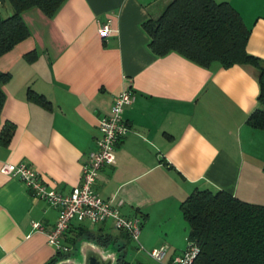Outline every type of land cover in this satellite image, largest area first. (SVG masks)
Here are the masks:
<instances>
[{
	"label": "crops",
	"instance_id": "crops-1",
	"mask_svg": "<svg viewBox=\"0 0 264 264\" xmlns=\"http://www.w3.org/2000/svg\"><path fill=\"white\" fill-rule=\"evenodd\" d=\"M170 1L66 0L51 18L33 8L22 15L29 38L0 57V73L10 74L1 87L0 133L5 124L14 128L9 143L0 144V168L26 164L62 195L81 184V169L98 149L99 120L117 95L133 93L123 110L129 131L93 190L122 216L141 219L145 253L188 244L180 204L195 190L264 206V133L246 124L257 108V72L153 55L142 24ZM214 1L239 13L250 30L247 53L264 64V0ZM100 25L110 28L106 38ZM30 52L31 63L23 58ZM28 91L47 105L29 101ZM57 217L58 209L33 198L21 180L0 173V264H50L56 253L32 223L48 232ZM64 240L72 247L65 259L77 264L90 251L113 247L125 255L127 248L111 221H73Z\"/></svg>",
	"mask_w": 264,
	"mask_h": 264
},
{
	"label": "trees",
	"instance_id": "trees-1",
	"mask_svg": "<svg viewBox=\"0 0 264 264\" xmlns=\"http://www.w3.org/2000/svg\"><path fill=\"white\" fill-rule=\"evenodd\" d=\"M7 1L12 14L3 17L0 12V57L29 38L24 12L37 8L51 18L66 0ZM142 29L156 57L176 53L204 68L212 64L222 68L253 67L259 93L257 108L246 124L264 131V64L247 53L250 30L231 5L214 0H171L159 16L145 21ZM23 58L31 63L36 53H27ZM9 79V73H0V111L4 102L1 87ZM27 99L47 105L32 91L27 92ZM13 130L12 125L5 124L0 133L1 145L9 143ZM180 212L188 227V247L197 250L191 264H264V206L243 202L221 190H195L180 204ZM124 237L130 241L127 234ZM66 256L56 254L50 264ZM125 258L121 252L116 264H130Z\"/></svg>",
	"mask_w": 264,
	"mask_h": 264
},
{
	"label": "built area",
	"instance_id": "built-area-1",
	"mask_svg": "<svg viewBox=\"0 0 264 264\" xmlns=\"http://www.w3.org/2000/svg\"><path fill=\"white\" fill-rule=\"evenodd\" d=\"M108 25L98 26V33L102 38L110 34ZM135 97L129 90L123 91L115 98L107 115L98 122L100 138L97 140V151L90 153L87 162L81 169V184L69 195H62L42 183L39 173L30 166L3 163L0 173L11 178H18L29 189L33 198L44 201L58 209V217L54 227L45 232L39 223H32V230L44 233L47 245L56 254L68 255L72 247L64 238L73 221H89L93 224H102L111 221L113 228L128 235L139 250V235L141 219L127 218L120 211L102 200L93 190V185L101 169L115 163L116 144L128 133L129 128L123 120V110L134 103ZM196 248L189 246L183 257H176L165 263L166 248L160 247L147 253V256L158 264H191Z\"/></svg>",
	"mask_w": 264,
	"mask_h": 264
},
{
	"label": "rangeland",
	"instance_id": "rangeland-1",
	"mask_svg": "<svg viewBox=\"0 0 264 264\" xmlns=\"http://www.w3.org/2000/svg\"><path fill=\"white\" fill-rule=\"evenodd\" d=\"M0 12L2 14L3 17H7L10 16L12 14V7L9 4V2L7 0L0 2ZM264 133V131L262 132ZM87 226H90L88 223H86ZM107 232H109L112 235H117L118 232L112 230L111 228L107 229ZM176 241H179V237H174ZM180 248L178 247V249H170V247L165 243V245H163L162 247L166 248V254H165V263L167 262L169 255H174L173 258L176 257H183L187 248H188V244L186 242V239L183 243H180ZM160 248V247H159ZM111 250H109L108 252H106V255L109 258V254L112 256L113 259V264H115V250L112 248H110ZM176 250V252L174 251ZM115 256V257H114ZM125 259L130 263V264H158L156 262H152L153 260L149 259L147 256V253L143 252L142 250H137V246L135 243H133L132 241H128L127 242V248H126V252H125Z\"/></svg>",
	"mask_w": 264,
	"mask_h": 264
},
{
	"label": "water",
	"instance_id": "water-1",
	"mask_svg": "<svg viewBox=\"0 0 264 264\" xmlns=\"http://www.w3.org/2000/svg\"><path fill=\"white\" fill-rule=\"evenodd\" d=\"M111 248V247H110ZM110 248L104 249H97L96 251H90L88 254L85 255L84 261L80 264H113L112 256L109 254V258L106 255V252L111 250ZM115 264L120 256L119 250L115 249ZM55 264H77L71 261V259H59L56 261ZM79 264V263H78Z\"/></svg>",
	"mask_w": 264,
	"mask_h": 264
}]
</instances>
